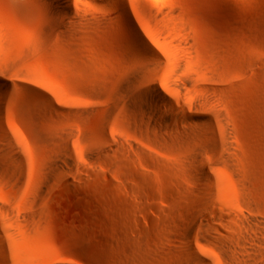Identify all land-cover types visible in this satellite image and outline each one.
<instances>
[{
	"label": "rangeland",
	"instance_id": "374dc122",
	"mask_svg": "<svg viewBox=\"0 0 264 264\" xmlns=\"http://www.w3.org/2000/svg\"><path fill=\"white\" fill-rule=\"evenodd\" d=\"M110 1L71 0L62 17L48 0H0L9 87L0 86V264H264V0H124L173 53L161 88L191 77L182 93L166 92L199 99L200 115L213 119L174 120L169 130L157 119L169 110L151 104L145 118L138 98L107 112L127 53L135 56ZM68 143L74 164L56 169ZM198 148L218 179L212 201L224 220L208 214L223 234L198 240L191 256L179 236L206 201L192 194L203 181Z\"/></svg>",
	"mask_w": 264,
	"mask_h": 264
},
{
	"label": "bare ground",
	"instance_id": "6f19581e",
	"mask_svg": "<svg viewBox=\"0 0 264 264\" xmlns=\"http://www.w3.org/2000/svg\"><path fill=\"white\" fill-rule=\"evenodd\" d=\"M48 1L50 10L53 13H58L62 17H69L72 15L74 7L71 0ZM111 1L118 2L116 8L118 16L116 17V19L115 17H113V19L117 21L118 27H121L126 23L130 29L129 37L127 36V38L126 36H121V39L127 47V42H129V40L134 41L133 46H129L132 48L133 55L135 56L131 57L130 55L132 54L127 53L128 59L127 63L125 62L127 70L121 74L119 82L113 87L112 90H110V106L107 107L108 110L106 108L107 112L112 113L118 107H133L132 103L129 102V100L138 98L142 103V105L140 106V110L145 118H149L150 116L151 111H149L148 105L151 104L164 109V111H173V115L170 114L172 112L168 111L159 116V118L157 117L160 125L166 130L174 127L175 122H181L184 125L191 127L197 126L200 123V121L198 123V118H200V120L204 118L213 122V119L210 117V115H200L203 114V112L201 109V105L199 104V99L192 100L191 102L187 103L179 97L172 96L170 93H168V91L166 92V90H172L176 91L177 93H182V89L192 81L191 77L185 78L182 83L167 85V87H164V89L161 88L158 79L160 78L164 68L168 65L169 61L166 56L173 55L171 49L161 40H159V37H157L156 33L147 25H144V31L140 29L139 25L134 21L133 16L129 12L127 4L124 0ZM105 6L107 5L105 4ZM50 23L53 27H59L63 24V19L54 18L50 20ZM148 81H151L150 85L148 84ZM0 86H3L5 88L8 87V85L1 80ZM136 88L141 91L140 95L136 93ZM150 88L154 93L150 91ZM10 93L15 95L20 94L17 89L10 90ZM34 96L36 99L43 101L48 107H52L51 100L45 95L41 93H35ZM174 120L176 121L174 122ZM220 126L224 132L221 139L222 144L225 150L229 151V138L231 136V132L224 123H221ZM182 135L184 137H195V134L187 129L182 130ZM205 148L208 150L210 149V146H207ZM97 149L100 150L102 148L99 149L98 147L96 148V150ZM73 151L74 150L72 146L69 145V143L67 145L65 144L64 148L62 149V153H58V156H56V158L52 160V165L56 169H60L62 168V166L72 167V165L74 164L75 154V152ZM193 160V163L196 164L197 168H199L202 173L203 181L198 187L192 190V194L200 197H206V201L201 202L202 204L198 205L199 209L196 210V212L193 214L191 221L188 222L189 225L186 226L187 228H185L184 232H182L179 236V247L182 250H186L191 256L197 254L196 242L198 240L202 241V239H206L208 236L217 238V234H223L219 226L211 223V220L208 218V214H213L217 217V219L224 220L223 217L216 211V207L214 206V203L212 201V197L215 195L217 190L216 184L218 183V179L214 176L207 164L203 161V156L199 148L197 149ZM248 219H246L244 222L241 220V222L243 224H245L246 222L251 226L259 225L255 220L250 218ZM260 224L262 225V223ZM200 232L201 235H199ZM221 242L224 243L223 240ZM198 260L200 261L197 264H215L213 261H209L205 257L199 256Z\"/></svg>",
	"mask_w": 264,
	"mask_h": 264
}]
</instances>
